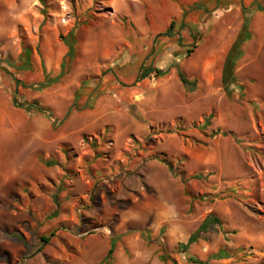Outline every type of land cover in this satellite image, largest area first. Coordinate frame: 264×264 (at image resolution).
I'll return each mask as SVG.
<instances>
[{
  "label": "rangeland",
  "instance_id": "1",
  "mask_svg": "<svg viewBox=\"0 0 264 264\" xmlns=\"http://www.w3.org/2000/svg\"><path fill=\"white\" fill-rule=\"evenodd\" d=\"M252 1L0 0V127L23 109L17 78V99L51 122L44 139L0 137V264H104L112 240L107 264H149L144 250L178 261L169 225L191 231L209 213L220 224L201 246L224 257L211 264H264V10L246 13L229 97L220 80ZM24 45L34 71L10 63ZM62 58L61 78L34 90ZM142 64L167 73L136 81Z\"/></svg>",
  "mask_w": 264,
  "mask_h": 264
},
{
  "label": "trees",
  "instance_id": "2",
  "mask_svg": "<svg viewBox=\"0 0 264 264\" xmlns=\"http://www.w3.org/2000/svg\"><path fill=\"white\" fill-rule=\"evenodd\" d=\"M264 10V4H262L261 0H253L248 8L242 6L241 11L243 15L242 23L232 41L230 44L221 67V75H220V80H221V86L223 91L225 92L226 96H230L233 87L232 85L237 81V78L235 76V66L237 60L244 54L243 50V43L247 40H249L252 37V32L250 30V17L246 15V13H250L251 11H263ZM174 22L171 21L169 23L168 28L166 29L165 32L159 34V35H170L171 30L173 28ZM60 39L64 43V45L67 46V51L65 52V55L72 56L73 51H74V45H75V34L73 29L69 30L68 33L65 36L59 35ZM188 52L191 51V49L187 50ZM31 54H32V48L30 45H24L22 48L18 59H17V64L13 63L10 61L11 65L15 67L18 71H34L35 67L33 64V61L31 59ZM63 68H64V58L60 61V71L58 72L57 75L51 77L47 73L44 74L43 80H41L39 83L32 84V88L36 91H40L50 85H52L54 82L58 81L61 76L63 75ZM151 73H153L154 76L160 77L163 76L164 74L167 73V70H162L160 68H152V67H145L144 64H142L139 67L138 70V75L136 78V81H139L140 79L149 76ZM177 75L178 78L187 90H193L196 85H197V80L196 78H188L185 73L181 69H177ZM19 83H22L21 80L17 78L16 80V88L11 95V102L14 107H22L24 111L28 114H35V113H43L45 111V108L40 105V103L36 100H30L26 101L23 100L20 102L16 94L18 93V85ZM23 86H26L23 84ZM211 114L205 119L204 123L202 124L203 126H207L209 124V119H210ZM224 135V133H223ZM93 143V142H92ZM65 152H67V148L64 149ZM46 163L48 164H55V160L49 159L46 160ZM220 220L218 219L217 216H215L212 213L207 214L199 223L197 228L188 236V239L185 243H181L180 246L181 252L185 255V259L188 263L190 264H198L201 261L198 260L196 257L192 255L187 254V249L188 247L196 242L199 238H203L205 233L213 228L214 225H219ZM41 239L43 241H47L48 237L47 236H41ZM116 241L112 240L110 242L109 248L107 250V253L103 259V263L107 264L111 258L112 254L115 248ZM215 257V255H214ZM221 258L223 256H216V258ZM160 258L162 260L168 259L165 254H161ZM174 264H177L176 260L172 259Z\"/></svg>",
  "mask_w": 264,
  "mask_h": 264
},
{
  "label": "crops",
  "instance_id": "3",
  "mask_svg": "<svg viewBox=\"0 0 264 264\" xmlns=\"http://www.w3.org/2000/svg\"><path fill=\"white\" fill-rule=\"evenodd\" d=\"M62 60V59H61ZM1 87V85H0ZM1 92L2 89L0 88ZM9 124L6 128L1 129L0 127V137H4L7 139H11L14 134H22L26 133L31 137L32 140L37 138L44 139L46 131L50 128L51 122L46 119L41 113L28 114L24 111V109L19 112L13 111L8 114ZM199 225V224H198ZM197 228V227H196ZM194 228L191 231H187V228L183 225H169V229L166 233V241L170 244L176 243H185L188 239V236L196 229ZM208 231L205 233L207 235ZM205 235L203 238H199L196 242L192 243L188 249L187 254L196 257L198 260L203 259L204 263L207 262L211 264V261H221L224 260V257L216 258V256H220V249H212L207 250L206 247L201 246V241L205 243ZM115 251V250H114ZM161 252H157L153 255V251L144 250L138 252V255L142 261L149 262V264H174L172 259L176 260L173 257H169L165 261L160 258ZM226 254V252H225ZM215 255V257H214ZM215 258V259H213ZM207 260V261H205ZM177 264H190L183 257L181 260L176 261Z\"/></svg>",
  "mask_w": 264,
  "mask_h": 264
},
{
  "label": "water",
  "instance_id": "4",
  "mask_svg": "<svg viewBox=\"0 0 264 264\" xmlns=\"http://www.w3.org/2000/svg\"><path fill=\"white\" fill-rule=\"evenodd\" d=\"M48 116H49V117H52V114H51V113H48Z\"/></svg>",
  "mask_w": 264,
  "mask_h": 264
}]
</instances>
